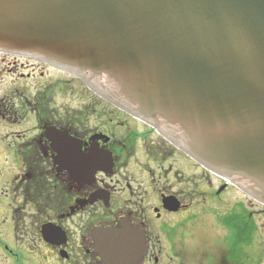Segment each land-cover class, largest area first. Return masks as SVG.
<instances>
[{
    "label": "water",
    "instance_id": "1",
    "mask_svg": "<svg viewBox=\"0 0 264 264\" xmlns=\"http://www.w3.org/2000/svg\"><path fill=\"white\" fill-rule=\"evenodd\" d=\"M0 52L79 77L264 205V0H0ZM91 234L103 264L143 258L129 222Z\"/></svg>",
    "mask_w": 264,
    "mask_h": 264
},
{
    "label": "flooded vegetation",
    "instance_id": "2",
    "mask_svg": "<svg viewBox=\"0 0 264 264\" xmlns=\"http://www.w3.org/2000/svg\"><path fill=\"white\" fill-rule=\"evenodd\" d=\"M58 89H80L76 95L90 101L57 113ZM87 89L44 62L0 53V264H24L23 251L28 264H56L54 255L59 264H101L91 228L123 220L143 233L140 264H264L250 208L258 204ZM58 134H66V144ZM76 148L82 161L98 158L91 179H74L63 168ZM108 156L113 165L106 173ZM185 168L193 171L185 175ZM170 198L173 206H165ZM249 224L255 245L248 244ZM207 227L218 230L213 252L200 247ZM189 253L200 258L190 262Z\"/></svg>",
    "mask_w": 264,
    "mask_h": 264
},
{
    "label": "rangeland",
    "instance_id": "3",
    "mask_svg": "<svg viewBox=\"0 0 264 264\" xmlns=\"http://www.w3.org/2000/svg\"><path fill=\"white\" fill-rule=\"evenodd\" d=\"M77 90L80 91V89H58V90H56L54 105H52V107H54L56 109L57 113H64V112H68V111L72 112V111L79 110V109H81L83 103L90 101L85 96H83L84 98H82V96L76 95ZM140 159L143 160L144 157H143V159L142 158H140ZM150 165H153V163H150ZM185 169H186L184 171L185 175L190 174L193 171V169H191V168L190 169L185 168ZM127 170H128V173L130 175L135 176V174H133L132 169H127ZM1 180L2 179H0V181ZM201 182L206 183V180L203 179ZM232 198H233V196H232ZM250 202H252V201H250ZM252 203H254V202H252ZM232 208H233V210L235 209V203L233 201H232ZM250 208H251V211H253V213H255L254 219H255L256 224L258 225L257 232L260 235V243L259 244L264 246V213L261 211V209H263V208L261 206H256V205L255 206L250 205ZM257 210H258V213L255 212ZM212 224L216 225L217 221H214ZM217 232H218V230L213 229L212 227H207L206 229L201 230V235H200L201 250H205V248L210 246V245H211L210 249L212 252H213V250H217L216 246H215L216 243H214V241H216L218 239L217 238V236H218ZM255 234L256 233L251 234V240H252L251 245H255V242L257 240ZM206 240L209 242V244L207 243ZM22 255L25 259L24 264H28L29 263L28 259L31 256L28 254V252H25V251L22 252ZM188 255H191V256H189L190 258L188 259V261H190V262H196L200 258L195 254L189 253ZM218 255L219 254H217V255L215 254V256H217V260H218ZM53 260L56 261V264H59V257L57 255L53 256Z\"/></svg>",
    "mask_w": 264,
    "mask_h": 264
}]
</instances>
